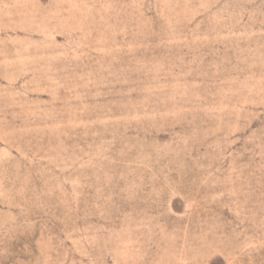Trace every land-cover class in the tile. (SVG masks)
I'll list each match as a JSON object with an SVG mask.
<instances>
[{"label": "rangeland", "instance_id": "obj_1", "mask_svg": "<svg viewBox=\"0 0 264 264\" xmlns=\"http://www.w3.org/2000/svg\"><path fill=\"white\" fill-rule=\"evenodd\" d=\"M0 264H264V0H0Z\"/></svg>", "mask_w": 264, "mask_h": 264}]
</instances>
